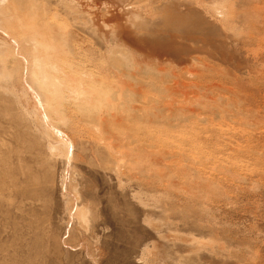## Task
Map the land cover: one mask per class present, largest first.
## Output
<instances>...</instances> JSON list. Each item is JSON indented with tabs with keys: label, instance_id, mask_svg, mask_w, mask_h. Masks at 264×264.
Returning <instances> with one entry per match:
<instances>
[{
	"label": "rangeland",
	"instance_id": "obj_1",
	"mask_svg": "<svg viewBox=\"0 0 264 264\" xmlns=\"http://www.w3.org/2000/svg\"><path fill=\"white\" fill-rule=\"evenodd\" d=\"M1 2L0 264H264V0Z\"/></svg>",
	"mask_w": 264,
	"mask_h": 264
},
{
	"label": "bare ground",
	"instance_id": "obj_2",
	"mask_svg": "<svg viewBox=\"0 0 264 264\" xmlns=\"http://www.w3.org/2000/svg\"><path fill=\"white\" fill-rule=\"evenodd\" d=\"M3 2H1V4H2ZM22 3V2H21ZM218 4V3H217ZM3 5L4 4H2V6H0V25H3V24H10V22H12L13 20H15L16 19V16H14V15H12V16H10V17H6L2 12H1V10H2V7H3ZM26 5H28V4H26ZM222 7V5L220 4L218 7H217V10H221V9H223V8H221ZM27 8V7H26ZM27 10V9H26ZM213 10V9H212ZM25 11V10H24ZM36 11V10H35ZM216 11V10H215ZM4 12V11H3ZM16 12V11H15ZM17 12H18V10H17ZM20 12V11H19ZM221 12V11H220ZM26 13V12H25ZM37 13V12H36ZM27 15V14H26ZM26 15L24 16V17H26ZM28 20V19H27ZM40 20V19H39ZM42 22V21H41ZM40 22V23H41ZM34 23V22H33ZM32 23V24H33ZM36 24V23H35ZM31 25V24H30ZM24 27V26H23ZM42 35V34H41ZM35 36V35H34ZM33 42L36 44V47L37 46H46L47 44H46V40L45 39H43V41H41V42H39V41H37V39L36 40H33ZM48 45H50L49 43H48ZM51 46V45H50ZM47 50V49H46ZM46 58H49V56L47 55V52L45 51V52H43V53H40L39 55H37V56H35V60H36V62H37V64H38V67H37V69H38V71H41V73H42V78H41V80H42V83L43 84H47L48 85V88H46V94H48L47 95V97H48V100H51V99H57L56 98V96L58 97L59 95H58V92H59V89L57 88L58 87V85H60V86H62L61 84H62V82H60L61 80H59V78L57 77V75H52L51 74V72L49 71L50 70V68L52 69V70H54L55 72H59L58 71V68L55 66V62H53V64H52V66L51 65H48L47 63H45L46 62ZM65 76H66V79H68L69 80V85H70V87L72 88V90L73 91H75V93H76V91H78L80 88L78 87V85L80 86V84H81V82L79 81H77V77L76 76H74V75H72V74H69V72H67L66 74H65ZM137 87H139V85L137 86ZM165 87H166V85H165ZM79 88V89H78ZM144 89V88H143ZM142 90V89H141ZM121 91V90H120ZM134 91V90H133ZM135 91H137V90H135ZM134 91V92H135ZM140 91V90H139ZM171 91V90H170ZM174 91V90H173ZM180 91V90H179ZM172 92V91H171ZM140 93V92H139ZM174 93V92H173ZM181 93H182V91H181ZM92 94L94 95V94H96V91H92ZM173 95V94H172ZM184 95V94H183ZM96 96V95H95ZM75 97V96H74ZM79 97H81L80 95H79ZM96 98L94 97V96H92L91 94L89 95V97H87V98H85V99H83L82 101H81V103H80V107H81V109L83 110V111H88L89 112V114H90V116H94L95 117V115H97L98 113H97V105L96 104H94L93 103V100H95ZM110 99V98H109ZM162 99H164V98H162ZM168 100V99H167ZM167 100H166V98H165V101L167 102ZM68 101V100H67ZM117 101V100H116ZM165 101H162L163 103L165 102ZM172 102H175L174 100H172ZM171 102V103H172ZM159 103V102H158ZM104 105V107L103 108H101V109H105V111H107V115H109V113H112L111 111L114 109V107H115V101H114V99H113V101L111 100V101H109V102H106V103H104L103 104ZM159 109V108H158ZM104 110L102 111V112H105ZM168 113V112H167ZM101 115V114H100ZM93 117V118H94ZM122 117V116H121ZM101 118V117H100ZM104 118V117H103ZM191 119V118H190ZM92 120V119H91ZM132 122V121H131ZM125 123V122H124ZM124 123H122V121L117 117V119H116V115L115 114H112L111 116L109 115V116H107L106 118H104V119H101V120H99V124L100 125H102V126H106L105 128V132L107 133V134H113L114 133V130H111L110 129V126H113V125H115V126H117V127H123L124 126ZM130 123V122H129ZM126 126V125H125ZM114 129V128H113ZM122 135V134H121ZM126 137V136H125ZM61 139V138H60ZM125 140V139H124ZM250 148V147H249ZM243 152V151H242ZM257 152V151H256ZM263 155V154H262ZM261 158V157H260ZM263 160H264V158H263Z\"/></svg>",
	"mask_w": 264,
	"mask_h": 264
}]
</instances>
